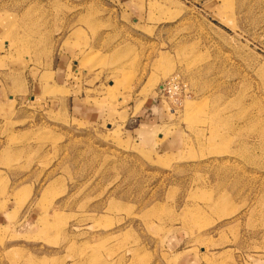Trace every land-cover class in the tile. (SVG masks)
Masks as SVG:
<instances>
[{"label":"rangeland","instance_id":"374dc122","mask_svg":"<svg viewBox=\"0 0 264 264\" xmlns=\"http://www.w3.org/2000/svg\"><path fill=\"white\" fill-rule=\"evenodd\" d=\"M0 264H264V0H0Z\"/></svg>","mask_w":264,"mask_h":264},{"label":"crops","instance_id":"0c3cea01","mask_svg":"<svg viewBox=\"0 0 264 264\" xmlns=\"http://www.w3.org/2000/svg\"><path fill=\"white\" fill-rule=\"evenodd\" d=\"M54 80L57 86L66 85L67 80H68L67 68H64V69L61 68V70H58L54 75ZM160 106H161V103H160L159 97L151 99V101L148 102V105L144 111V116L142 115V117H144V119L146 120L147 119L153 120V119L158 118L160 116V113L163 112ZM79 111H80V114L82 113V116H85L88 118L89 117L94 118L96 116V113H94V111L90 110L87 106L83 104H80ZM142 127H144V131H142L143 134H151L152 131L146 129L149 127L148 122H144L142 124Z\"/></svg>","mask_w":264,"mask_h":264},{"label":"bare ground","instance_id":"6f19581e","mask_svg":"<svg viewBox=\"0 0 264 264\" xmlns=\"http://www.w3.org/2000/svg\"><path fill=\"white\" fill-rule=\"evenodd\" d=\"M226 1V0H225ZM229 5V4H228Z\"/></svg>","mask_w":264,"mask_h":264}]
</instances>
